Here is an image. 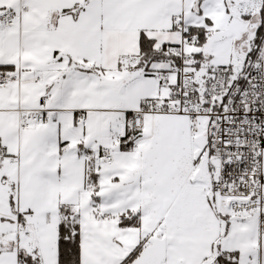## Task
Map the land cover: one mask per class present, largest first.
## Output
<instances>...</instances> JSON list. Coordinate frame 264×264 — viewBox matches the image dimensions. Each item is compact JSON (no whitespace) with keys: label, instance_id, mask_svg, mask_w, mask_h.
Instances as JSON below:
<instances>
[{"label":"snow or ice","instance_id":"snow-or-ice-1","mask_svg":"<svg viewBox=\"0 0 264 264\" xmlns=\"http://www.w3.org/2000/svg\"><path fill=\"white\" fill-rule=\"evenodd\" d=\"M0 264H264V0H0Z\"/></svg>","mask_w":264,"mask_h":264}]
</instances>
